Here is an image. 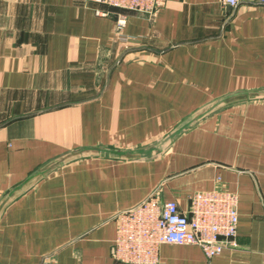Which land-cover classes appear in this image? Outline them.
Returning a JSON list of instances; mask_svg holds the SVG:
<instances>
[{"label":"crops","instance_id":"1","mask_svg":"<svg viewBox=\"0 0 264 264\" xmlns=\"http://www.w3.org/2000/svg\"><path fill=\"white\" fill-rule=\"evenodd\" d=\"M115 12L0 0V264H114L117 212L214 188L239 194L237 247L158 264H264V3L166 0L128 47ZM108 147L144 152L72 161Z\"/></svg>","mask_w":264,"mask_h":264},{"label":"built area","instance_id":"2","mask_svg":"<svg viewBox=\"0 0 264 264\" xmlns=\"http://www.w3.org/2000/svg\"><path fill=\"white\" fill-rule=\"evenodd\" d=\"M116 10V36L128 47L124 32L131 12L154 16L166 0H86ZM264 0H220L224 6ZM100 14L108 11L96 10ZM239 194L228 189L198 190L190 195L187 209L176 199L161 200L156 192L137 205L115 214L117 230L114 264H158L162 244H194L211 259L224 249L237 247Z\"/></svg>","mask_w":264,"mask_h":264},{"label":"rangeland","instance_id":"3","mask_svg":"<svg viewBox=\"0 0 264 264\" xmlns=\"http://www.w3.org/2000/svg\"><path fill=\"white\" fill-rule=\"evenodd\" d=\"M93 153L107 154V155L118 156V157H122V158H126V157L134 154L133 151H131V150H124V149H119V148H114V147L88 149V150L87 149H81V150L74 153V155H73L74 157H73L72 161H76V160H79L82 158H86L90 154H93Z\"/></svg>","mask_w":264,"mask_h":264},{"label":"water","instance_id":"4","mask_svg":"<svg viewBox=\"0 0 264 264\" xmlns=\"http://www.w3.org/2000/svg\"><path fill=\"white\" fill-rule=\"evenodd\" d=\"M229 100H219V101H216L215 103H213L210 107H208V108H206L202 113H200L199 115V117H201V116H203V115H205L207 112H209V111H211V110H213V109H215V108H217V107H219V106H221V105H223V104H226V102H228ZM223 103V104H222ZM219 104V105H218ZM217 105V106H216ZM199 117H195V120L197 119V118H199ZM137 152H144L143 150H133V153H137Z\"/></svg>","mask_w":264,"mask_h":264}]
</instances>
